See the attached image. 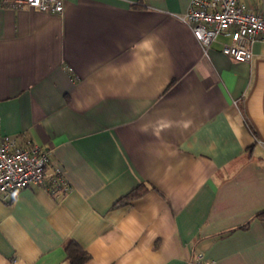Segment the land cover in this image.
<instances>
[{"label":"crops","instance_id":"1","mask_svg":"<svg viewBox=\"0 0 264 264\" xmlns=\"http://www.w3.org/2000/svg\"><path fill=\"white\" fill-rule=\"evenodd\" d=\"M188 3L0 6V129L69 186L0 196V264H264V41L204 54Z\"/></svg>","mask_w":264,"mask_h":264},{"label":"built area","instance_id":"2","mask_svg":"<svg viewBox=\"0 0 264 264\" xmlns=\"http://www.w3.org/2000/svg\"><path fill=\"white\" fill-rule=\"evenodd\" d=\"M4 3L14 7L25 4L47 13L63 10V0H0V6ZM180 19L188 25L204 54L218 37H223V54L238 62H249L253 43L264 41V10L252 9L241 0H189ZM47 162L45 152L17 145L14 137L0 129V196L5 199L32 185L44 186L52 193L68 190L60 169L55 168L52 176L46 178ZM190 264L218 263L197 252Z\"/></svg>","mask_w":264,"mask_h":264},{"label":"trees","instance_id":"3","mask_svg":"<svg viewBox=\"0 0 264 264\" xmlns=\"http://www.w3.org/2000/svg\"><path fill=\"white\" fill-rule=\"evenodd\" d=\"M145 190V187L138 186L125 196L121 197L116 203H122L126 199L138 197L145 192ZM64 249L71 264H83L88 259V253L73 240L65 242Z\"/></svg>","mask_w":264,"mask_h":264}]
</instances>
